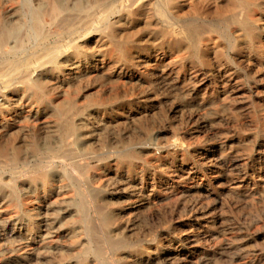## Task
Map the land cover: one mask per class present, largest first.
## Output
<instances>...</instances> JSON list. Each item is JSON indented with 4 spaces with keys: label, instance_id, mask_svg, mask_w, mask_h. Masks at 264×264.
<instances>
[{
    "label": "rangeland",
    "instance_id": "obj_1",
    "mask_svg": "<svg viewBox=\"0 0 264 264\" xmlns=\"http://www.w3.org/2000/svg\"><path fill=\"white\" fill-rule=\"evenodd\" d=\"M4 29L0 264H264V0H0Z\"/></svg>",
    "mask_w": 264,
    "mask_h": 264
},
{
    "label": "bare ground",
    "instance_id": "obj_2",
    "mask_svg": "<svg viewBox=\"0 0 264 264\" xmlns=\"http://www.w3.org/2000/svg\"><path fill=\"white\" fill-rule=\"evenodd\" d=\"M178 4V3H177ZM56 6V5H55ZM38 12H39V10H38ZM135 14V13H134ZM38 18H39V15H38ZM34 20V19H33ZM181 21V20H180ZM177 22V21H176ZM178 23V22H177ZM5 28V27H4ZM33 30V29H32ZM115 30V29H114ZM42 31V30H41ZM41 31H40V33H41ZM193 30H190V29H188L185 25H183V26H179V28L178 29H176L175 30V33L178 35V36H184V35H188V36H190V37H193ZM35 34V33H34ZM115 34H116V32H115ZM122 34V33H121ZM126 34V33H125ZM129 34V33H128ZM11 35H13V31H11L10 29H4L3 30V32H2V34L0 35L1 37H0V44L1 43H3L4 41H5V39L7 38V37H9V36H11ZM117 35V34H116ZM15 36V35H14ZM12 37V36H11ZM119 37V36H118ZM125 37V36H124ZM119 39V38H118ZM131 39V38H130ZM179 44V43H178ZM177 44V45H178ZM187 45V44H186ZM109 47V46H108ZM182 47V46H181ZM184 47V46H183ZM111 48V47H110ZM113 49V48H112ZM114 50V49H113ZM119 50H121L120 48H119ZM59 51V50H58ZM55 52V51H54ZM52 54V53H51ZM55 54H57V52L55 53ZM25 63V62H24ZM24 66V65H23ZM27 66V65H26ZM25 66V67H26ZM24 67V68H25ZM28 76V75H27ZM31 79V78H30ZM3 81V80H2ZM29 81V80H28ZM30 84V83H29ZM38 90V89H37ZM36 90V91H37ZM34 92V91H33ZM35 93V92H34ZM38 93V92H37ZM69 104H70V102H69ZM75 105V104H74ZM69 106V105H68ZM71 108V107H70ZM69 125V124H68ZM72 125H74V124H72ZM67 127V126H66ZM68 128V127H67ZM67 128H66V130H67ZM69 130H72V127L70 126L69 127ZM74 130V129H73ZM66 132V131H65ZM2 149V148H1ZM35 149V148H34ZM40 148H38V150H39ZM43 149V148H42ZM36 150V149H35ZM2 151H4V150H2ZM7 151V150H6ZM19 151V150H18ZM17 151V152H18ZM6 153V152H5ZM11 153V152H10ZM19 153V152H18ZM17 153V154H18ZM12 154V153H11ZM16 154V155H17ZM20 154V153H19ZM14 161H15V159H14ZM45 181H46V179H45Z\"/></svg>",
    "mask_w": 264,
    "mask_h": 264
}]
</instances>
